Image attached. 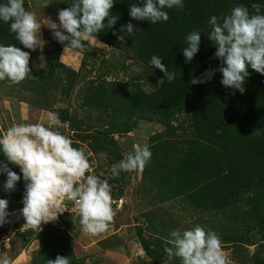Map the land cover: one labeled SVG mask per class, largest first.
<instances>
[{
    "label": "rangeland",
    "instance_id": "rangeland-1",
    "mask_svg": "<svg viewBox=\"0 0 264 264\" xmlns=\"http://www.w3.org/2000/svg\"><path fill=\"white\" fill-rule=\"evenodd\" d=\"M71 0H24L27 10L36 14L38 20L50 17L59 23L58 12L68 6ZM234 8V7H232ZM255 14V10L249 9ZM260 14H264V7ZM41 44L36 50L24 48L30 53V63L34 70L48 66L60 42L52 30L42 27ZM87 46L75 51L62 47L58 60L70 69L79 72L75 87L68 96L61 97L50 91L45 97L32 95L21 85L4 87L0 84V130L6 133L10 127L20 123H41L67 135L73 144H81L91 163L90 173L107 179L112 189V206L115 216L107 231L91 235L84 232L79 223L80 215L75 204L70 203L71 213H66L70 226L62 227L70 234V245L76 256L88 264H181L178 257H168L166 247L173 230L181 232L197 225L217 233L229 264L248 263L254 258L264 259V216L256 213V199L243 198L234 213L215 215L202 212L197 202L190 199H161L158 196L156 178L160 172L168 177L176 170V153L187 154L200 140L191 116H178L165 127L156 121L139 120L124 107L114 113L110 109H95L83 106L86 95L98 91L116 89L112 83H129L145 91H151L159 82L138 61L127 59L115 49L95 39H84ZM248 71L256 78L262 74L249 66ZM55 75L62 81L64 76ZM264 76V75H263ZM134 88V87H132ZM53 110H64L71 118L62 122ZM56 120L58 123L52 125ZM116 122L121 123L117 128ZM129 127L126 132L124 128ZM128 130V129H127ZM216 133V131H215ZM218 134V133H216ZM148 145L152 156L143 169L119 170L116 166L133 151V145ZM166 146V149L159 148ZM171 158V159H170ZM109 161H116L109 163ZM9 222L0 225V264H29L33 252L38 249L35 235L41 228L25 225L22 211L14 212L15 202L8 197ZM120 201V202H119ZM260 212V210H258ZM237 232L245 243H237L230 237ZM50 227V226H49ZM56 227V226H51ZM74 229L72 231V229ZM142 239L152 255L142 250Z\"/></svg>",
    "mask_w": 264,
    "mask_h": 264
},
{
    "label": "trees",
    "instance_id": "trees-1",
    "mask_svg": "<svg viewBox=\"0 0 264 264\" xmlns=\"http://www.w3.org/2000/svg\"><path fill=\"white\" fill-rule=\"evenodd\" d=\"M73 2L75 0L63 8ZM3 3H7V0H0V4ZM134 3H140V0H115L112 14L120 19L114 28L106 27L97 34V39L94 35L89 38L115 49L127 59L141 62L159 82L151 91L135 86L132 88L129 83H112L110 86L116 89L111 90L100 86L98 91L84 96L83 106L110 109L114 113L116 109L119 111L120 107H124L126 112H132L139 120L156 121L165 127H169L175 117L191 116L200 140L187 154L176 153L172 157L176 161V170L170 177L164 171L159 173L156 178L158 196L166 200L190 199L197 202L202 212L215 215L234 213L245 196H253L252 201L256 199L254 206L260 210H256V213L264 216V76L257 75L254 78L250 74L243 93L224 87L219 72L205 84L189 83L194 76L200 77L205 71L218 68L221 63L218 58L213 59L217 46L208 38L211 31L208 23L210 17L228 15L232 7L240 5L254 10L252 4L257 3L262 9L264 0H183V9H165L169 19L155 24L132 19L130 5ZM24 7L27 10L26 2ZM129 22L138 30L131 34L121 33L120 28ZM192 31L201 32L200 51L191 63H186L182 49L187 46L186 37ZM113 33L125 35V42H120ZM0 44L16 45L24 50L16 34L10 31V23L3 21H0ZM83 45L87 46L84 40ZM62 47H66V43H60L56 51L51 53L54 59L46 68L34 70L30 63L32 72L17 85L40 97H45L50 91L61 97L72 93L79 72L59 62ZM153 55L161 57L169 71L177 73L174 81L169 82L163 72L151 65ZM56 70L60 77L64 76V81L55 75ZM0 84L9 87L13 83L5 79ZM53 112L62 122L71 120L64 110ZM115 125L119 129L122 124L116 122ZM126 127L124 130L128 132L129 127ZM73 146L83 147L81 144ZM159 148L165 150L166 146ZM114 162L109 161L110 164ZM0 163H7L21 176L16 190L8 192L3 188L7 175L0 174V197L10 198L15 202L14 212L21 211L26 191L21 169L8 162L2 151ZM67 217L66 214L61 216L62 227L72 224L67 221ZM62 227L44 226L37 232L35 239L38 249L33 252L29 264H47V260H54L58 255L70 257L71 264H88L85 259L76 256L70 245L71 232ZM234 229L232 224L229 230L233 241L245 243L237 232H232ZM139 242L144 253H154L142 239ZM241 264H264V259L254 258Z\"/></svg>",
    "mask_w": 264,
    "mask_h": 264
},
{
    "label": "clouds",
    "instance_id": "clouds-1",
    "mask_svg": "<svg viewBox=\"0 0 264 264\" xmlns=\"http://www.w3.org/2000/svg\"><path fill=\"white\" fill-rule=\"evenodd\" d=\"M62 2V0H61ZM115 0H75L69 7L58 12L59 23L50 17L43 21L36 14L26 10L24 0H7L0 4V21L10 23V31L24 48L36 50L40 47V32L47 27L54 38L66 43L65 50L83 48V40L108 29H113L119 16L112 14ZM183 9V0H140L130 5V16L136 21H149L155 24L167 21L169 14L165 9ZM255 14L243 5L234 7L230 14L217 17L212 15L208 21L211 31L209 40L217 46L213 59H219L218 68H212L193 77L191 85L209 82L216 72L222 74L221 83L226 88L245 91L249 66L264 75V14L261 5L254 3ZM138 29L129 22L120 28L121 33H133ZM117 35L125 42V35ZM186 47L182 49L186 63H191L200 51L201 32L192 31L186 37ZM30 53L16 45L0 44V80L12 83L24 81L32 72ZM151 65L164 73L169 82L176 79L177 73L169 71L162 58L153 55ZM56 120L51 122L57 124ZM0 151L7 161L20 167L25 181L22 215L26 224L41 228L43 224L58 220L67 211L64 201L71 200L78 208L80 225L84 232L97 235L109 228L115 216L112 206V189L107 179L88 174L91 163L83 147H74L67 135L41 123L16 124L0 136ZM152 153L148 145H133L125 159L116 166L119 170L134 171L143 169L150 161ZM7 175L3 185L5 191L16 190L21 176L0 163V174ZM9 201L0 199V225L9 222L12 213L8 211ZM166 247L169 258H180L181 264H229L223 250L222 241L216 232L197 225L184 231L173 230ZM7 264V261H5ZM47 264H71L70 257L58 255Z\"/></svg>",
    "mask_w": 264,
    "mask_h": 264
},
{
    "label": "built area",
    "instance_id": "built-area-1",
    "mask_svg": "<svg viewBox=\"0 0 264 264\" xmlns=\"http://www.w3.org/2000/svg\"><path fill=\"white\" fill-rule=\"evenodd\" d=\"M0 132H1V136L4 134L3 132H2V130H0ZM120 202V201H119ZM70 203L71 204H75L73 201H71V200H65L64 201V207H65V209L67 210V211H65L63 214H61L60 216H59V218H58V220H56V221H54V222H50V223H46V224H43L42 226H57V225H59L60 223H61V220H60V218H61V216H63V215H65L66 213H71V209H70Z\"/></svg>",
    "mask_w": 264,
    "mask_h": 264
},
{
    "label": "crops",
    "instance_id": "crops-1",
    "mask_svg": "<svg viewBox=\"0 0 264 264\" xmlns=\"http://www.w3.org/2000/svg\"><path fill=\"white\" fill-rule=\"evenodd\" d=\"M0 81H1V80H0ZM12 85H17V84L13 83ZM12 85H11V86H12Z\"/></svg>",
    "mask_w": 264,
    "mask_h": 264
}]
</instances>
